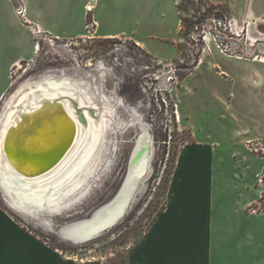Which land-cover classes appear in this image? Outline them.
<instances>
[{"label":"crops","instance_id":"1","mask_svg":"<svg viewBox=\"0 0 264 264\" xmlns=\"http://www.w3.org/2000/svg\"><path fill=\"white\" fill-rule=\"evenodd\" d=\"M97 2L0 0V100L17 66L38 53L37 35L81 37L89 10L99 36H134L160 63L180 57L179 0L170 4L175 29L144 27L132 16L128 25ZM211 37L177 92L194 143L181 149L168 195L127 248L128 264H264V213L249 211L260 198L255 183L264 168V158L253 160L249 151L253 144L264 150V58L230 54ZM183 94L192 100L185 111ZM82 260L51 248L0 206V264H105Z\"/></svg>","mask_w":264,"mask_h":264},{"label":"rangeland","instance_id":"2","mask_svg":"<svg viewBox=\"0 0 264 264\" xmlns=\"http://www.w3.org/2000/svg\"><path fill=\"white\" fill-rule=\"evenodd\" d=\"M99 1L101 7L109 8L121 20L126 19V24L132 16L144 27L176 28L177 17L171 0ZM178 5L181 20L179 58L160 63L134 36H99L89 10L85 34L81 37L51 33L37 35L38 53L33 60L17 66L12 86L0 100L1 112L17 87L30 80H39L54 69L56 74L65 71L72 78L84 79L95 89L101 87L112 105L118 102L113 109L116 128L110 129L108 137L111 141L104 146L107 151L105 160H110L98 177L101 179L94 182L92 192L72 209L58 215L44 212V219L30 217L16 213L5 202L0 190L1 207L50 246L75 259L128 264L127 248L140 239L146 225L160 209L168 195L175 161L177 164L185 143H190L189 117L186 112L182 113V106L179 107L177 92L191 73L192 65L201 57L205 41L209 39L206 36L212 35L211 38L230 54L264 58V0H179ZM163 12H166L163 15L165 19H161ZM181 17L188 19L186 34H181ZM98 63L104 67L97 69ZM195 100L192 106L196 113L203 108L204 99ZM181 101L184 111L190 108L192 100L185 94ZM141 124L147 125L154 148L151 171L142 184L143 190L137 193L129 210L112 228L87 243L76 245L69 242L60 229L76 220L88 218L91 212L105 205L119 191L128 174L135 143L143 131ZM249 148L253 160L264 158L262 148L254 144ZM257 167L258 163L249 166L246 176L255 175ZM260 171L255 183L261 189L260 198L249 207V211L264 213V181L261 179L264 168Z\"/></svg>","mask_w":264,"mask_h":264},{"label":"bare ground","instance_id":"3","mask_svg":"<svg viewBox=\"0 0 264 264\" xmlns=\"http://www.w3.org/2000/svg\"><path fill=\"white\" fill-rule=\"evenodd\" d=\"M102 66L98 63L97 69ZM96 89L84 79L53 69L17 87L1 110L0 190L16 213L39 219H44V212L61 214L81 202L101 179L109 159L105 160L104 146L111 141L108 132L116 128L113 109L118 102L112 105L102 88ZM146 126L142 125L118 195L92 221L61 228L69 242H90L116 225L133 196L143 190L154 149Z\"/></svg>","mask_w":264,"mask_h":264},{"label":"water","instance_id":"4","mask_svg":"<svg viewBox=\"0 0 264 264\" xmlns=\"http://www.w3.org/2000/svg\"><path fill=\"white\" fill-rule=\"evenodd\" d=\"M47 102H48V101H45V103H47ZM40 111H41L40 109H39V110H36V113L38 114V113H40ZM62 147H63V146H62V144H61V145L58 147V150L61 149ZM51 159H52V158H49L48 161H47V163L50 162ZM129 161H130V162L133 161L132 157H131V160H129ZM44 165H45V164H44ZM42 166H43V165L40 164V165H34L33 167H34V168H35V167H36V168H37V167L40 168V167H42ZM121 186H122V185H121ZM120 188H121V187H120ZM118 193H119V192H118ZM118 193L115 194L114 197H113L109 202H107L105 205L103 204V205H101L98 209H96L95 211L91 212V214H90V216H89L88 218H84V219L76 220L75 222H72V224H76V225L78 224L77 226L80 227V225L83 224L84 222L87 223V222L92 221V220L94 219L95 215L97 214V212L100 211V210L102 209V207H105L106 205L112 203V201L114 200V198L116 197V195H118ZM111 228H112V227H111ZM109 229H110V228H109ZM107 230H108V229H107Z\"/></svg>","mask_w":264,"mask_h":264},{"label":"trees","instance_id":"5","mask_svg":"<svg viewBox=\"0 0 264 264\" xmlns=\"http://www.w3.org/2000/svg\"><path fill=\"white\" fill-rule=\"evenodd\" d=\"M178 8H179V5H178ZM182 18V20H183V28H182V30H181V34H186V31H185V26L187 25V22H188V19H185V18H183V17H181ZM108 39V38H107ZM176 126H178V124L176 123ZM165 141H167V138L165 139ZM189 142H193L194 143V140H193V135H192V133H190L189 134ZM186 144V143H185ZM178 161V160H177ZM175 166H176V161H175ZM175 166H174V170H175ZM174 170H173V173H174ZM261 179L264 181V177L263 176H261ZM253 207H254V205H253ZM12 214V213H11ZM17 221V220H16ZM18 222V221H17ZM41 238V240H43V241H45L42 237H40ZM45 242H47V241H45ZM48 244H49V246H50V243L49 242H47ZM51 248H54V247H52V246H50ZM55 249V248H54Z\"/></svg>","mask_w":264,"mask_h":264},{"label":"built area","instance_id":"6","mask_svg":"<svg viewBox=\"0 0 264 264\" xmlns=\"http://www.w3.org/2000/svg\"><path fill=\"white\" fill-rule=\"evenodd\" d=\"M20 10V9H19Z\"/></svg>","mask_w":264,"mask_h":264}]
</instances>
